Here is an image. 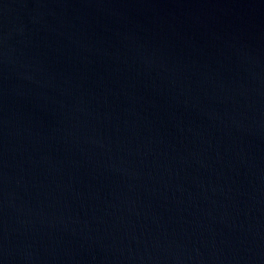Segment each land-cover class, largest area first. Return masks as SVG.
<instances>
[{
	"label": "water",
	"instance_id": "water-1",
	"mask_svg": "<svg viewBox=\"0 0 264 264\" xmlns=\"http://www.w3.org/2000/svg\"><path fill=\"white\" fill-rule=\"evenodd\" d=\"M0 264H264V0H0Z\"/></svg>",
	"mask_w": 264,
	"mask_h": 264
}]
</instances>
